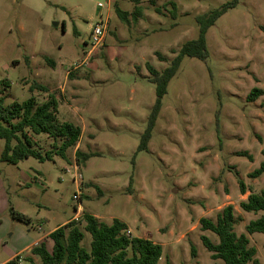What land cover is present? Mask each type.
<instances>
[{
  "label": "rangeland",
  "instance_id": "374dc122",
  "mask_svg": "<svg viewBox=\"0 0 264 264\" xmlns=\"http://www.w3.org/2000/svg\"><path fill=\"white\" fill-rule=\"evenodd\" d=\"M109 1L110 10H103L110 14L108 34L89 55L85 37ZM232 1L0 0L6 104L33 96L41 104L53 93L59 120L83 130L67 159L56 152L60 140L34 134L33 147L53 151L51 159L0 163V264L17 253L24 264H43L39 257L26 261L24 248L77 211L80 221L85 213L107 224L120 219L132 237L161 244L159 264L221 262L202 240L218 244L219 237L203 231L200 221H216L228 205L236 208V233L247 234L246 226L263 214L244 212L240 203L264 191V175L250 177L264 163V0H240L208 30L209 57L183 59L145 138L157 101L149 65L159 72L170 67L184 44L198 37L197 18ZM117 9L127 12V21ZM255 89L263 94L252 101ZM4 148L0 139V153ZM77 150L90 156L86 163H78ZM85 233L82 245L89 248L92 237ZM249 237L264 264V233Z\"/></svg>",
  "mask_w": 264,
  "mask_h": 264
},
{
  "label": "trees",
  "instance_id": "16d2710c",
  "mask_svg": "<svg viewBox=\"0 0 264 264\" xmlns=\"http://www.w3.org/2000/svg\"><path fill=\"white\" fill-rule=\"evenodd\" d=\"M239 1L233 0L208 14L199 16L197 18L198 37L184 44L179 55L163 72L149 65L150 72L155 76L157 101L145 138L151 137V130L162 109L168 86L177 74L183 59L196 57L206 60L209 57L206 38L208 30L229 9L236 7ZM169 3L174 11H177L176 4L172 1ZM136 12H140V8H137ZM117 13L122 20H128L127 12L117 9ZM37 87L48 92L44 86L37 85ZM261 94H263L262 90L255 89L250 100H256ZM59 104L58 97L51 93L48 100L41 104L33 96L25 102H13L7 105L6 97L0 90V139L5 140L4 151L0 153V163L18 165L31 157L41 162L51 159L53 151L43 154L33 147L34 134H46L60 140L61 143L56 146V152L63 159H67V152L79 144L83 130L73 123L59 120ZM146 145L147 140H144L142 148L145 149ZM76 158L79 164H84L90 156L77 150ZM263 175L264 163L252 172L250 177L258 179ZM240 185L242 194L246 195L248 188L242 181ZM240 208L248 213H263L246 226L247 234L238 235L235 231L237 217L234 205L224 207L216 221L209 218H202L200 221L203 231H211L219 237L218 244L207 236L202 237L204 245L212 254V259L221 261L215 264H260L257 258L258 250L252 246L249 235L264 233V191L250 192L247 199L240 203ZM15 217L22 222H28L22 215L16 214ZM83 218L82 221L73 219L54 230L48 236L53 244L49 245L44 240L31 250V254L39 257L43 264H159L163 257L161 244L150 239L128 235L129 227L120 219L115 218L112 224H107L95 215L85 213ZM85 231L92 237L89 248L82 245L86 237ZM20 258L19 255L6 264H19ZM26 261L34 263L32 257L26 258Z\"/></svg>",
  "mask_w": 264,
  "mask_h": 264
},
{
  "label": "built area",
  "instance_id": "2783aa9c",
  "mask_svg": "<svg viewBox=\"0 0 264 264\" xmlns=\"http://www.w3.org/2000/svg\"><path fill=\"white\" fill-rule=\"evenodd\" d=\"M111 2H108V5L105 7L103 4L101 5L102 11L99 15V19L97 23L95 24L92 33L90 34V39L86 43L89 48V55H92L97 49H99L105 42L106 36L108 34L109 28H110V14L109 12L104 15L103 10L108 9L110 10ZM109 7V8H108ZM75 172L74 174V182L77 185V188L81 190V181L83 180V176L81 173H79L80 168L77 163L74 165ZM70 172V170H67ZM81 197L80 194L75 195V200H79ZM128 235L131 236V232L128 231ZM19 264H24L23 260L19 259Z\"/></svg>",
  "mask_w": 264,
  "mask_h": 264
},
{
  "label": "crops",
  "instance_id": "0c3cea01",
  "mask_svg": "<svg viewBox=\"0 0 264 264\" xmlns=\"http://www.w3.org/2000/svg\"><path fill=\"white\" fill-rule=\"evenodd\" d=\"M81 214H82V212L77 211V213H76V215H75L74 217H72V218H70V219L64 221L62 224H60V225H58L57 227H55V228H54L52 231H50V233H48L46 236L41 237V238H39V239L33 241V242L30 243L29 245H27V246L24 248V249H26V248H27V249L23 251V254H24V253H29V254H30V257L33 258L34 263H37V262H38V257L32 255V254H31V250H32L35 246H37L38 244H40L42 241L48 239V236H49L54 230H56V229L59 228V227H62V226H64V225H66L68 222H70V221L73 220V219H78L79 216H80ZM129 229H131V228H129ZM131 231H132V229H131ZM46 237H47V238H46ZM19 255L21 256V253H17V254H15V255L11 256V257L8 258L7 260L3 261L1 264H6L8 261L12 260L13 258H15V257H17V256H19Z\"/></svg>",
  "mask_w": 264,
  "mask_h": 264
},
{
  "label": "flooded vegetation",
  "instance_id": "af4514ba",
  "mask_svg": "<svg viewBox=\"0 0 264 264\" xmlns=\"http://www.w3.org/2000/svg\"><path fill=\"white\" fill-rule=\"evenodd\" d=\"M85 38H87V41H85L87 43L89 41V39H90V34L86 35Z\"/></svg>",
  "mask_w": 264,
  "mask_h": 264
},
{
  "label": "water",
  "instance_id": "95a60500",
  "mask_svg": "<svg viewBox=\"0 0 264 264\" xmlns=\"http://www.w3.org/2000/svg\"><path fill=\"white\" fill-rule=\"evenodd\" d=\"M85 41H87V38H85Z\"/></svg>",
  "mask_w": 264,
  "mask_h": 264
}]
</instances>
